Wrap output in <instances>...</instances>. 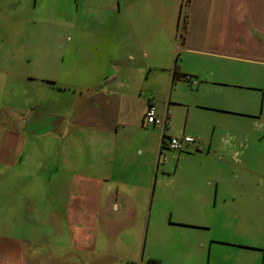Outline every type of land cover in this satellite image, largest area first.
<instances>
[{
    "label": "crops",
    "instance_id": "1",
    "mask_svg": "<svg viewBox=\"0 0 264 264\" xmlns=\"http://www.w3.org/2000/svg\"><path fill=\"white\" fill-rule=\"evenodd\" d=\"M74 1L42 21L52 34L40 38L41 57L60 56L54 76L40 77L54 98L37 97L19 132L9 116L16 144L4 160L22 161L28 123L42 140L59 138L62 167L80 169L58 173L70 175L61 217L85 221L72 244L94 252L101 233L112 263L162 264L131 237L136 218L150 227L154 180L152 200L160 187L171 203L168 242L183 246L168 264H220L215 244H258L264 224L254 231V213L237 202L247 184L264 186V0ZM150 102L163 123L145 119ZM185 134L196 137L186 150L164 141ZM22 226L6 229L15 254L4 242L0 263L56 264L43 231L34 244Z\"/></svg>",
    "mask_w": 264,
    "mask_h": 264
},
{
    "label": "rangeland",
    "instance_id": "2",
    "mask_svg": "<svg viewBox=\"0 0 264 264\" xmlns=\"http://www.w3.org/2000/svg\"><path fill=\"white\" fill-rule=\"evenodd\" d=\"M35 1L0 0V247L5 242L10 257L12 253L15 254L12 250L13 240L5 239L9 234L6 233V229L10 226L20 228L25 225L26 232L33 237L32 241H29L31 243L36 244L38 242L36 233L43 231L46 240L50 241L51 251L59 255V258L55 259L56 264H121L112 263V258L106 260L105 252L101 249V233L98 235L94 252L81 250L72 244L71 229L84 230L85 221L76 220L70 227L66 218L61 217L69 203L70 175L61 174L59 177L58 173L80 169L69 166L68 160L63 162L65 167H62L61 161L66 160V156L58 154L59 138L57 140L49 134L42 140L37 133L27 131L34 126L28 123L27 130L24 129V132L20 133L25 137L22 161L19 164H10L4 160L14 152L16 144L15 133H9L12 127V124L9 125V116L14 115L12 120L14 131L19 132L31 111L30 104L37 102L36 98H41L43 92L46 95L48 91L54 93V90L41 87L40 83L43 73L54 76L55 68L52 64L60 60V56H57L53 61L48 52L41 57L38 51V45L43 40L40 38L44 36V32L52 34L51 27L44 26L42 21L46 19L44 17L56 16L57 12L62 14L66 9L73 8L76 3L74 0H38L37 3ZM5 87L6 92L3 89ZM5 94L7 95L4 96ZM52 95H47L49 98L46 97V101L54 98ZM74 162L79 163L76 158ZM59 165L61 170L58 169ZM251 167L254 170L258 168L254 158ZM154 184L155 180L150 189L152 193L150 192L147 200V211L153 207L155 211L150 219V227L148 228L147 223L143 224L142 219L136 218L131 237L140 241L139 253L144 254V259L154 256L161 260L162 264H168L173 252L181 258L183 246L180 242H168L171 232L168 227L171 226L169 224L171 221L165 215L164 209L171 203L163 189L162 196L158 195L160 187H157L152 200ZM245 192L244 198L239 199L242 201L238 200L237 203L240 209L252 210L254 213L255 225L252 229L255 231L256 228L263 226L262 222L264 224V186L247 184ZM100 227L102 228L101 223ZM257 243L256 245L239 243L246 247L215 244L214 252L220 264H264V233L263 239ZM25 255L27 262L29 259L26 257L30 256L28 252ZM81 256L82 260L79 261L78 258ZM13 257L14 261L11 264H16L15 255ZM47 261L50 262L51 259ZM27 264L37 263L30 260ZM136 264H140V261H136Z\"/></svg>",
    "mask_w": 264,
    "mask_h": 264
},
{
    "label": "built area",
    "instance_id": "3",
    "mask_svg": "<svg viewBox=\"0 0 264 264\" xmlns=\"http://www.w3.org/2000/svg\"><path fill=\"white\" fill-rule=\"evenodd\" d=\"M145 119L154 124H161L163 123V119L158 116L156 107L152 102L149 103L146 112H145ZM167 140L171 149L182 151L189 148V145L196 141V137L194 135L185 134L182 136H172L165 138Z\"/></svg>",
    "mask_w": 264,
    "mask_h": 264
},
{
    "label": "trees",
    "instance_id": "4",
    "mask_svg": "<svg viewBox=\"0 0 264 264\" xmlns=\"http://www.w3.org/2000/svg\"><path fill=\"white\" fill-rule=\"evenodd\" d=\"M185 26H186V24H183L182 29L185 28ZM185 76H186V75H185ZM186 77H187V76H186ZM164 141H165V138H164Z\"/></svg>",
    "mask_w": 264,
    "mask_h": 264
}]
</instances>
